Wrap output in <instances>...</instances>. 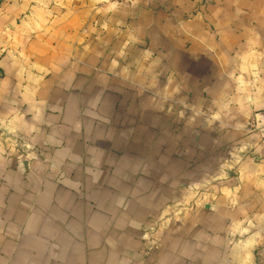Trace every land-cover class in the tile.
<instances>
[{
	"label": "crops",
	"instance_id": "crops-1",
	"mask_svg": "<svg viewBox=\"0 0 264 264\" xmlns=\"http://www.w3.org/2000/svg\"><path fill=\"white\" fill-rule=\"evenodd\" d=\"M261 131L264 0H0V264H264Z\"/></svg>",
	"mask_w": 264,
	"mask_h": 264
},
{
	"label": "built area",
	"instance_id": "built-area-1",
	"mask_svg": "<svg viewBox=\"0 0 264 264\" xmlns=\"http://www.w3.org/2000/svg\"><path fill=\"white\" fill-rule=\"evenodd\" d=\"M127 1H131V0H127ZM251 126H252V127L255 126V123L253 122V123L251 124ZM261 135H262V137H264V131H261Z\"/></svg>",
	"mask_w": 264,
	"mask_h": 264
},
{
	"label": "rangeland",
	"instance_id": "rangeland-1",
	"mask_svg": "<svg viewBox=\"0 0 264 264\" xmlns=\"http://www.w3.org/2000/svg\"><path fill=\"white\" fill-rule=\"evenodd\" d=\"M253 122H251V124H252ZM251 126V125H250ZM252 127V126H251ZM255 126H253L252 128H254Z\"/></svg>",
	"mask_w": 264,
	"mask_h": 264
}]
</instances>
